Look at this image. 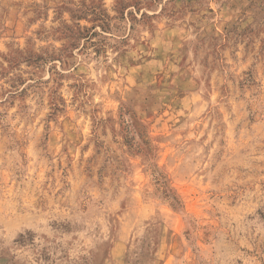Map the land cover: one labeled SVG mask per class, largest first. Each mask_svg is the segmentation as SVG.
<instances>
[{
  "label": "rangeland",
  "instance_id": "obj_1",
  "mask_svg": "<svg viewBox=\"0 0 264 264\" xmlns=\"http://www.w3.org/2000/svg\"><path fill=\"white\" fill-rule=\"evenodd\" d=\"M0 264H264V0H0Z\"/></svg>",
  "mask_w": 264,
  "mask_h": 264
}]
</instances>
